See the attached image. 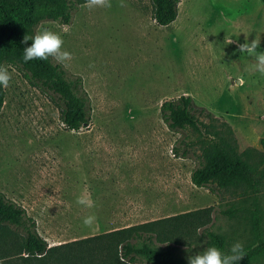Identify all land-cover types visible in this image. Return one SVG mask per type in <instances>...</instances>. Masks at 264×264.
<instances>
[{
	"label": "rangeland",
	"instance_id": "rangeland-1",
	"mask_svg": "<svg viewBox=\"0 0 264 264\" xmlns=\"http://www.w3.org/2000/svg\"><path fill=\"white\" fill-rule=\"evenodd\" d=\"M110 2L91 10L80 4L68 34L55 21L38 24L60 33L72 54L62 65L82 78L90 97L88 128L65 129L46 96L2 65L11 80L0 110V192L35 220L48 246L209 207L158 224L175 234L176 256L188 264L187 257L209 247L207 229L224 238L223 253L237 241L253 245L256 219L264 238V179L244 199L193 186L200 145L190 147L188 158L174 157L171 147L197 135L188 127L169 131L159 106L189 95L216 119L201 122L215 129L225 122L237 152L263 167L264 74L253 71L255 56L239 46L256 39L264 51V0H180L167 26L154 22L151 0ZM84 190L95 207L76 203ZM87 215L96 217L91 227L83 224ZM11 238L0 239V258L16 252Z\"/></svg>",
	"mask_w": 264,
	"mask_h": 264
},
{
	"label": "trees",
	"instance_id": "trees-1",
	"mask_svg": "<svg viewBox=\"0 0 264 264\" xmlns=\"http://www.w3.org/2000/svg\"><path fill=\"white\" fill-rule=\"evenodd\" d=\"M180 0H151L152 17L158 26H167L177 16ZM86 0H0V65L17 69L27 83L39 90L57 108L59 120L67 130L78 131L89 126L91 118L90 97L78 74H71L51 57L47 60H23V50L31 40L22 43L25 36L34 35V30L43 20L71 23L74 12ZM4 102V90L0 85V110ZM159 114L167 129L180 133L187 127L196 133L194 140L181 137L171 147L174 157L188 158L189 149L199 144L202 161L190 172L193 186L206 188L216 194L219 190H231L240 198L256 194L264 179L262 168L249 163L236 150L232 131L225 122L215 129L199 120L204 117L215 122L213 115L198 107L189 95L163 100ZM264 150V138L259 140ZM234 208V207H233ZM233 208L226 213L233 214ZM204 210L182 214L172 219L197 216ZM164 221L144 222L121 229L88 236L78 240L48 246L37 233L35 220L25 209L0 192V239L11 235L15 253L0 258V264H187L176 256V236ZM164 224V223H163ZM205 234L210 246L223 251L225 240L208 229ZM253 245L245 246L243 258L235 264H249L264 258V238L254 222ZM163 245H160V244ZM158 244V245H157ZM8 247V248H9Z\"/></svg>",
	"mask_w": 264,
	"mask_h": 264
},
{
	"label": "clouds",
	"instance_id": "clouds-1",
	"mask_svg": "<svg viewBox=\"0 0 264 264\" xmlns=\"http://www.w3.org/2000/svg\"><path fill=\"white\" fill-rule=\"evenodd\" d=\"M84 6L91 10L94 8H110L112 5L110 0H86ZM120 6H125L123 0H121ZM59 27L60 33L63 34H68L71 30V25L67 22L61 23ZM60 33L37 26L35 34L31 37L25 36L22 41V43H27L28 40L32 41L30 46L25 47L23 50L24 62L27 63L34 59L47 60L49 57L59 64L70 61L73 58L72 54L63 49L64 40ZM229 43H231V41H229ZM259 45L260 41L256 39L251 41V43L246 40L245 43L239 46V50L254 55L256 63L253 66V71L264 74V51H257ZM10 80L11 75L9 70L0 65V85L7 88ZM76 203L88 209L95 207V202L91 197V193L87 190H84L77 197ZM95 220L96 217L94 215H87L83 218V224L86 227H91ZM243 249V243L239 241L231 246L227 254L223 253L215 246H209L203 251L187 257V260L188 264H235L236 261L243 258Z\"/></svg>",
	"mask_w": 264,
	"mask_h": 264
}]
</instances>
